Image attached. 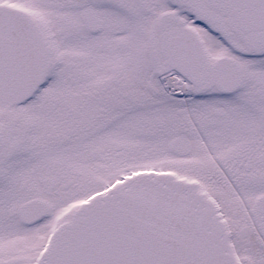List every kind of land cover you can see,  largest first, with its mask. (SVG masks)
<instances>
[{
    "label": "snow or ice",
    "instance_id": "1",
    "mask_svg": "<svg viewBox=\"0 0 264 264\" xmlns=\"http://www.w3.org/2000/svg\"><path fill=\"white\" fill-rule=\"evenodd\" d=\"M0 264H264V0H0Z\"/></svg>",
    "mask_w": 264,
    "mask_h": 264
}]
</instances>
